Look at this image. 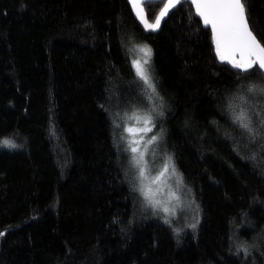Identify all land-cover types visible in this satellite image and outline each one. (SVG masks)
Here are the masks:
<instances>
[{"label": "trees", "instance_id": "obj_1", "mask_svg": "<svg viewBox=\"0 0 264 264\" xmlns=\"http://www.w3.org/2000/svg\"><path fill=\"white\" fill-rule=\"evenodd\" d=\"M244 2L264 46V0ZM133 111L180 181L173 216L140 190ZM0 233V264H264L260 69L222 63L186 0L158 31L126 0H0Z\"/></svg>", "mask_w": 264, "mask_h": 264}, {"label": "snow or ice", "instance_id": "obj_2", "mask_svg": "<svg viewBox=\"0 0 264 264\" xmlns=\"http://www.w3.org/2000/svg\"><path fill=\"white\" fill-rule=\"evenodd\" d=\"M164 0H160L163 3ZM181 0H167L164 3L163 9L160 11L159 15L156 16L154 23H149L145 16L141 13L143 12V0H130L134 9H137V16L141 19L146 30L155 31L160 25V21L165 15L168 14L169 10L180 3ZM192 4L196 8L197 15L200 16L205 24V26H211L213 32V40L216 46L217 56L224 61L232 63L233 67L239 68L243 71H247L254 64H258L261 69H264V46L257 40L254 35L252 28L249 25L248 15L246 11V6L244 0H192ZM143 53V63L140 60H134L133 66L136 69L137 76L144 82L148 89L153 93L156 91V86L153 83L151 77L148 75L147 69L144 65H147L151 58V49L142 47L139 49ZM240 56V60L237 61L236 56ZM246 114L241 112L235 117V120L240 123V127L248 130L252 129L249 127V123L245 118ZM135 119L137 123L141 120L143 121L144 128H133L129 127L125 130L129 134H134L137 132H148L151 131L150 125L152 124V118L150 115H145L143 117L136 116ZM157 140L156 136H152L147 144H152ZM3 144L5 146H14L10 141L4 140ZM139 140L129 141L130 151L134 154L132 159L135 165L139 166V177L141 180H147L146 175V161H145V151H139L137 146ZM172 167L171 160L165 163L164 168L155 177H152L151 183H156L165 175L168 169ZM172 173L175 175V168L172 167ZM178 179V183H179ZM141 191L145 195L146 199H149V193L151 189ZM154 204H159V201H155ZM168 212V208L163 209ZM2 235V233H0Z\"/></svg>", "mask_w": 264, "mask_h": 264}, {"label": "rangeland", "instance_id": "obj_3", "mask_svg": "<svg viewBox=\"0 0 264 264\" xmlns=\"http://www.w3.org/2000/svg\"><path fill=\"white\" fill-rule=\"evenodd\" d=\"M145 47L143 45H137L131 50L132 56V64L134 60H140L143 63V53L139 51L140 48ZM149 64V63H148ZM148 64L144 65V68L148 71ZM134 67V66H133ZM136 72V69L134 67ZM148 115L145 111H133L131 115L125 116V128L123 126L124 133L128 135L127 137V145L129 146V141L131 140H139L137 146L139 151H145V161L147 164L146 167V175L148 176L147 180H141L139 177V166L135 165L132 159V164L134 165L135 171L137 173V178L140 186V190L143 188L144 191H147L149 188L151 192L149 193V199H146L147 202L156 210L163 213L166 217L173 216L176 212V200L178 201L179 196L177 195L176 188L178 187V183H174V179H176L175 175L172 173V167L168 169L163 177L156 183H151L152 177H155L160 171L163 170L166 162L169 161L167 156H163L159 153V139L157 138L152 144H147V141L155 135H151L150 131L137 132L134 134H129L125 129L129 127L133 128H144L145 125L141 120L137 123L135 119L136 116L143 117ZM151 127V125H150ZM131 157H133V153L130 151ZM142 192V191H141ZM143 193V192H142ZM144 195V194H143ZM145 197V195H144ZM155 201H159V204H154ZM168 208L169 211L165 212L163 209Z\"/></svg>", "mask_w": 264, "mask_h": 264}, {"label": "water", "instance_id": "obj_4", "mask_svg": "<svg viewBox=\"0 0 264 264\" xmlns=\"http://www.w3.org/2000/svg\"><path fill=\"white\" fill-rule=\"evenodd\" d=\"M126 1H127V3L129 4V6H130V9H131V11H132L133 16H134V17L136 18V20L140 23L141 27H142L144 30H146L145 27H144V24L141 22V19L138 18V16H137V9H134V8H133L132 4L130 3V0H126ZM186 1H188V2L190 3V5L192 6V9H193V12H194V17H195V19L198 20V21L201 23L203 29L208 30V31L211 33V37H212V41H213V46H214V49H215V53L217 54V52H216V46H215V43H214V40H213V32H212L211 26H210V25H209V26H205V24H204L202 18H201L200 16L197 15L196 8H195V6L192 4V0H186ZM164 2L167 3V0H164ZM181 2H182V0H181ZM181 2L178 3V4H176L175 7L171 8V9L169 10L168 14L165 15V16L163 17V19L160 21V25H159L158 29L155 30V31H158V30L160 29L161 25H162L163 22L167 19V17L169 16V14H170L174 9H176V8L181 4ZM149 3H160V0H143V5H146V4H149ZM143 5H142V6H143ZM141 14L144 16V11H143ZM146 31H151V30H146ZM219 59H220V58H219ZM236 59H237V61H239V60H240V56L237 55V56H236ZM220 61H221V59H220ZM221 62H222V63H225V64H228V65H230V66L233 67L232 63L228 62L227 59H225L224 61H221ZM254 66H256V67H258V68L260 69V71H261V73H262V75H263V77H264V69H261V68L259 67L258 64H254L252 67H254ZM252 67H250L249 69H251ZM234 68H235V67H234ZM236 69H239V68H236Z\"/></svg>", "mask_w": 264, "mask_h": 264}]
</instances>
